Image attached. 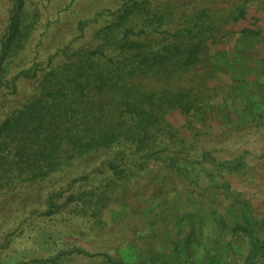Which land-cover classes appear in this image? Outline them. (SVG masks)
Instances as JSON below:
<instances>
[{
	"label": "trees",
	"instance_id": "1",
	"mask_svg": "<svg viewBox=\"0 0 264 264\" xmlns=\"http://www.w3.org/2000/svg\"><path fill=\"white\" fill-rule=\"evenodd\" d=\"M26 1L11 0L0 39V200L44 180L56 181L54 176L71 169L73 174L47 188L46 214L100 217L119 199L125 183L142 179L149 170L175 171L184 166L190 176L187 165L203 163L188 156L186 138L168 115L206 114L208 103L199 92L206 89L204 82L198 86L197 75L233 63L225 50L211 46L225 43L229 24L245 18L248 3L255 0H235L237 6L225 15L200 4L122 0L107 13L81 19L80 36L28 66L18 59L35 33L39 13L29 11ZM200 1L207 5L219 0ZM102 16L106 20L98 23ZM241 33L263 32L243 28ZM27 80L32 87L22 92L21 84ZM218 167V175L207 173L209 180L219 187L225 184L230 194L222 164ZM246 223L240 227L250 238L248 263L264 259L259 223ZM6 239L0 241V254L8 247ZM208 241L203 255L210 254V262L202 257L179 263L213 264L216 259L227 263L229 250ZM83 252L73 247L32 262L57 263ZM162 253L139 264L154 263ZM106 257L109 264H118Z\"/></svg>",
	"mask_w": 264,
	"mask_h": 264
},
{
	"label": "rangeland",
	"instance_id": "2",
	"mask_svg": "<svg viewBox=\"0 0 264 264\" xmlns=\"http://www.w3.org/2000/svg\"><path fill=\"white\" fill-rule=\"evenodd\" d=\"M167 1L218 8L223 15L239 2L219 0L205 5L200 0H157ZM121 2L27 0L26 8L38 11L39 17L18 62L28 66L33 60L47 59L80 36L77 26L81 19L107 13ZM248 6L245 18L229 24L225 43L211 46L215 51L225 50L233 63L197 75L198 86L204 82L206 89H199L208 103L206 114L188 116L173 111L168 115L186 138L188 156L203 163L194 168L189 163L190 176L184 166L174 171L155 165L154 171L149 170L142 179L125 183L119 199L100 217L46 214L47 188L73 174L71 169L54 176L56 181L44 180L5 195L0 200V241L6 242L7 237L10 241L0 254V264H35L34 258L73 247L83 248L86 253H73L49 264H109L106 256L118 264H139L159 251L163 252L161 259L154 263L148 260L146 264L197 262L202 257L210 262V254L203 255L208 240L229 250L227 263L216 259L213 264H264V259L248 263L250 238L240 227L247 226L246 222H258V235L264 239V1H251ZM11 8V0H0V39ZM105 20L102 16L98 23ZM243 28L263 33L243 34ZM30 82H22V92L32 87ZM220 164L223 181L232 188L230 194L225 184L219 187L209 180L208 174L220 173ZM223 218L226 222L221 224L219 220Z\"/></svg>",
	"mask_w": 264,
	"mask_h": 264
}]
</instances>
